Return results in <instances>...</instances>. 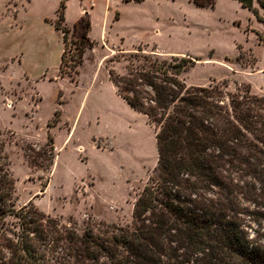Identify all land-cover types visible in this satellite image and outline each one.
<instances>
[{
  "label": "rangeland",
  "instance_id": "374dc122",
  "mask_svg": "<svg viewBox=\"0 0 264 264\" xmlns=\"http://www.w3.org/2000/svg\"><path fill=\"white\" fill-rule=\"evenodd\" d=\"M92 1L66 0L71 32L62 77L63 32L54 25L61 0H0V129L16 205L32 201L79 230L103 221L131 223L138 193L157 165L154 126L121 98L109 76L111 67L126 72L124 56L139 46L189 54L197 62L182 74L188 85L228 79L230 89L250 83L264 95V22L238 0H216L214 7L193 0ZM254 4L264 17L260 0ZM90 8L89 36L96 43L76 73L82 27L75 32L74 23ZM30 62L43 68L28 73ZM50 135L54 164L44 165L43 153L32 165L26 150H39Z\"/></svg>",
  "mask_w": 264,
  "mask_h": 264
},
{
  "label": "trees",
  "instance_id": "16d2710c",
  "mask_svg": "<svg viewBox=\"0 0 264 264\" xmlns=\"http://www.w3.org/2000/svg\"><path fill=\"white\" fill-rule=\"evenodd\" d=\"M238 1L264 22L254 0ZM193 2L214 7L216 0ZM66 7L61 0L54 22L63 32L62 77L71 32ZM80 27L76 73L96 43L88 11L74 23L75 32ZM153 51L139 46L124 56L126 72L109 68L120 96L148 117L156 134L157 165L138 193L131 223L79 230L32 201L18 207L0 129V264H264V95L250 83L230 89L228 79L188 85L182 74L196 58ZM43 153L42 164L51 167L53 136L39 150H26L32 165Z\"/></svg>",
  "mask_w": 264,
  "mask_h": 264
},
{
  "label": "crops",
  "instance_id": "0c3cea01",
  "mask_svg": "<svg viewBox=\"0 0 264 264\" xmlns=\"http://www.w3.org/2000/svg\"><path fill=\"white\" fill-rule=\"evenodd\" d=\"M92 2H93L94 5H96V0H93ZM94 5H93V6H94ZM93 6H92V7H93ZM255 6H256V5H255ZM256 7H257V6H256ZM84 10H85V9H82V10H81V13H83ZM88 10H89L88 13H89V15H90V17H91V16H92V8H90V9H88ZM82 15H83V14H81L80 18L82 17ZM80 18H79V19H80ZM79 19H78V20H79ZM17 20H19V18H18ZM90 31H91V30H90ZM62 49H63V47L61 48V55H62ZM119 50L121 51V50H125V49H119ZM87 52H88V51H87ZM87 52H86V53H87ZM112 52H115V51L112 50ZM86 53H85V54H86ZM22 57H23V56H22ZM23 58H24V57H23ZM24 60H25V58H24ZM30 63H31V65H28L29 67L27 68L28 73L30 72V67H31V68H34V69L37 70V71H39L40 69L43 68V67H42V64H40V63H38V62H30ZM28 64H29V63H28ZM111 81H112V80H111ZM112 83H113V82H112ZM113 85L115 86V89H116V91H117V93H118V90H117L116 85H115L114 83H113ZM118 94H119V93H118ZM119 95H120V94H119ZM121 98H122V96H121ZM122 99H123V98H122ZM123 100H124V99H123Z\"/></svg>",
  "mask_w": 264,
  "mask_h": 264
}]
</instances>
